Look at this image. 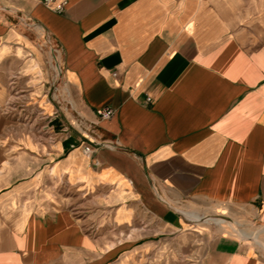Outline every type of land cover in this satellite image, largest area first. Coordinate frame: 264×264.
<instances>
[{
    "label": "crops",
    "instance_id": "0c3cea01",
    "mask_svg": "<svg viewBox=\"0 0 264 264\" xmlns=\"http://www.w3.org/2000/svg\"><path fill=\"white\" fill-rule=\"evenodd\" d=\"M262 228L264 0H0V264H264Z\"/></svg>",
    "mask_w": 264,
    "mask_h": 264
},
{
    "label": "bare ground",
    "instance_id": "6f19581e",
    "mask_svg": "<svg viewBox=\"0 0 264 264\" xmlns=\"http://www.w3.org/2000/svg\"><path fill=\"white\" fill-rule=\"evenodd\" d=\"M184 213V212H183ZM203 219H217V220H221V221H225V223L227 222V223H229L232 227H233V229H235V230H238V228H237V225H236V223H235V221L233 220V219H231L230 217H228V216H225V215H212V216H204V217H198L197 218V220H203ZM196 222H198V221H196ZM243 230V229H242ZM241 230H239V232H240ZM261 231H264V228H262V229H260V230H258L257 231V233H261ZM241 234V233H240ZM254 235V234H253ZM241 236H243L242 234H241ZM257 237V236H256ZM253 240H257V239H253Z\"/></svg>",
    "mask_w": 264,
    "mask_h": 264
},
{
    "label": "rangeland",
    "instance_id": "374dc122",
    "mask_svg": "<svg viewBox=\"0 0 264 264\" xmlns=\"http://www.w3.org/2000/svg\"><path fill=\"white\" fill-rule=\"evenodd\" d=\"M75 125H77V127L79 128V129H81V131H85V129H83L82 130V125L81 124H78V122H76V124ZM201 213H207V215L209 214V212H208V208L207 209H203V211H200ZM202 215V214H201ZM213 215V214H212ZM231 218V217H230ZM231 219H233V220H235V218L233 217V218H231ZM236 221V220H235ZM252 230L253 231H255V230H257V228H252ZM193 261H194V258H188V257H185V256H183V255H180V257L177 259V260H175V261H171L169 264H192L193 263Z\"/></svg>",
    "mask_w": 264,
    "mask_h": 264
},
{
    "label": "built area",
    "instance_id": "2783aa9c",
    "mask_svg": "<svg viewBox=\"0 0 264 264\" xmlns=\"http://www.w3.org/2000/svg\"><path fill=\"white\" fill-rule=\"evenodd\" d=\"M50 1V0H47ZM115 113V110L112 108H105V109H99L98 110V115L101 116L102 118H109L113 116Z\"/></svg>",
    "mask_w": 264,
    "mask_h": 264
}]
</instances>
